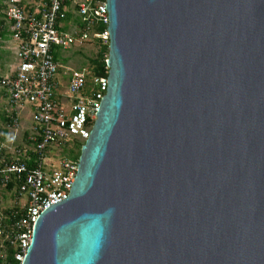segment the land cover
I'll return each mask as SVG.
<instances>
[{
    "label": "water",
    "instance_id": "obj_1",
    "mask_svg": "<svg viewBox=\"0 0 264 264\" xmlns=\"http://www.w3.org/2000/svg\"><path fill=\"white\" fill-rule=\"evenodd\" d=\"M106 92L21 264H264V0H105Z\"/></svg>",
    "mask_w": 264,
    "mask_h": 264
},
{
    "label": "built area",
    "instance_id": "obj_2",
    "mask_svg": "<svg viewBox=\"0 0 264 264\" xmlns=\"http://www.w3.org/2000/svg\"><path fill=\"white\" fill-rule=\"evenodd\" d=\"M65 2L41 0L28 10L21 0H5L4 17L17 39L16 65L0 75V88L13 129L19 125L16 108L29 104L32 111L26 144L13 145L15 136L9 145L0 142V264L22 263L38 215L67 196L77 160L61 157L54 162L51 154L73 139L88 137L106 92L107 74L70 68L54 58L56 49L79 50L96 40L108 43L106 2L72 0V8L71 0L68 7ZM69 8L75 18L71 29L63 24ZM1 194L8 195L6 204Z\"/></svg>",
    "mask_w": 264,
    "mask_h": 264
},
{
    "label": "crops",
    "instance_id": "obj_3",
    "mask_svg": "<svg viewBox=\"0 0 264 264\" xmlns=\"http://www.w3.org/2000/svg\"><path fill=\"white\" fill-rule=\"evenodd\" d=\"M41 0H21V3L24 5V7L28 10H33L35 9L39 2ZM69 6V4H67V7ZM5 7V0H0V75H6L9 74L13 71L15 65H16V58H15V44L17 39L14 37V35L12 34V32L9 29V23L7 22V20L4 17V13H3V9ZM73 21H75L74 18V14L70 11V8L68 10V12L66 13V15L63 18V24H66L65 26L67 27L68 24L73 23ZM11 57V60H10ZM0 93L2 94V96H4L5 99V103H6V95L3 91L2 88H0ZM7 106V104H6ZM26 105H21L19 108H16V113L18 116V128L16 130L13 129V127L11 126V121L12 119L10 118V116L12 115V112L10 110H8V108H6L7 111H9L8 113L5 112L3 117H6L5 121H6V127L10 128L13 130V133L11 134V138L10 141L13 140V136H15V139L13 140V142H17L18 145H24L27 143V133L28 132H24L20 135V131L19 128L22 125L21 122V117H23L25 120L29 119V126L31 124V111H32V107L31 109L28 107V111L27 113L24 114H20V110L22 108H24ZM22 115V116H20ZM21 123V124H20ZM24 128V126H23ZM22 128V129H23ZM29 131V130H28ZM5 130L0 128V142L3 143L1 141V139L3 138L4 134H5ZM9 141V142H10ZM19 142V143H18ZM5 144V143H3ZM7 145V144H5ZM8 195H1L2 202L4 204H6L7 202V197Z\"/></svg>",
    "mask_w": 264,
    "mask_h": 264
},
{
    "label": "rangeland",
    "instance_id": "obj_4",
    "mask_svg": "<svg viewBox=\"0 0 264 264\" xmlns=\"http://www.w3.org/2000/svg\"><path fill=\"white\" fill-rule=\"evenodd\" d=\"M72 5H73V2L71 0L70 8H72ZM67 27H68V29H71V27H72L71 23L68 24ZM95 49H96V47L94 46V44L89 42L86 45H84L81 49H79V51H77V50L62 51V52H60L61 57H66L67 59H66L65 63H61V64L65 65L67 67H70V68H78L82 64H83L82 65L83 67H87V62L85 60L84 55L85 56L90 55L91 52L95 51ZM10 60H11V57H10ZM64 89H65L64 85H62L60 90L63 92ZM61 98L64 99V97H61ZM27 106L29 108H31V106L29 104H26V106L20 110V114L27 113V111H28ZM6 108H8V107L6 106L4 96H2V94L0 93V128L4 129L6 131L3 138L1 139V141L5 144L9 145L11 142L10 138L12 136L11 134L13 133V130L6 127V124H7L5 121L6 117H3L5 112H7V113L9 112L6 110ZM20 116H22V115H20ZM28 121H29V119L25 120L23 117H21L22 125L19 128L20 135L24 132H28V130H29V122ZM23 126H24V128H23ZM13 145H18V144H17V142H13ZM62 149H64V150H62ZM72 152L77 153V148H74L72 143H68L65 148L64 147L62 148V146H58L57 149L54 150L53 153L51 154V159L54 162H56L58 158L64 157L66 155L69 156L70 153H72ZM1 195H3V194H1Z\"/></svg>",
    "mask_w": 264,
    "mask_h": 264
},
{
    "label": "trees",
    "instance_id": "obj_5",
    "mask_svg": "<svg viewBox=\"0 0 264 264\" xmlns=\"http://www.w3.org/2000/svg\"><path fill=\"white\" fill-rule=\"evenodd\" d=\"M69 2H70V0H66L65 5L69 4ZM102 28H103V26H99V29H102ZM93 44L96 47L95 51L91 52V54L88 56L84 55L85 60L87 62V67L89 68L91 74H94V75L107 74L108 68L106 67L105 60H106L107 53H108V43H101L98 40H96ZM77 51H79V50H77ZM60 54L61 53L58 49L54 50V58L56 59V61L60 62V63H65L67 58L61 57ZM82 65H80L79 67H82ZM68 143H72L74 148H77V153L72 152V153H70L69 156L68 155H66V156L71 160H77L78 155H79L80 146L83 142L76 140V139H73V140L69 141ZM68 143L62 145V148L63 147L65 148ZM62 150H64V149H62ZM66 156H64V157H66Z\"/></svg>",
    "mask_w": 264,
    "mask_h": 264
}]
</instances>
